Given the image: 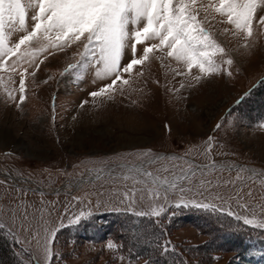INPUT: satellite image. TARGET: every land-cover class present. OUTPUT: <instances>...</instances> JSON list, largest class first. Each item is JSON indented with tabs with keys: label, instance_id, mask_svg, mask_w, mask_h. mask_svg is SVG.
I'll return each mask as SVG.
<instances>
[{
	"label": "rangeland",
	"instance_id": "obj_1",
	"mask_svg": "<svg viewBox=\"0 0 264 264\" xmlns=\"http://www.w3.org/2000/svg\"><path fill=\"white\" fill-rule=\"evenodd\" d=\"M108 212L185 264H264V0H0V225L21 264H144L68 237ZM205 213L243 255L193 250Z\"/></svg>",
	"mask_w": 264,
	"mask_h": 264
},
{
	"label": "trees",
	"instance_id": "obj_2",
	"mask_svg": "<svg viewBox=\"0 0 264 264\" xmlns=\"http://www.w3.org/2000/svg\"><path fill=\"white\" fill-rule=\"evenodd\" d=\"M252 89L249 90V92ZM103 223L94 226H85L83 221L68 226V237L78 240V238H91L92 236L84 234V228H92L101 236L99 228H105L103 234H109L111 229L115 232V240H119L126 248L128 256L145 259L144 264H185L186 259L182 258V252L185 247L178 249L175 246H168L165 241H162L164 226H161L158 221L152 218H144L139 215L108 212L99 217ZM205 218L211 221L207 225L209 239L200 245H196L193 250L201 249L202 251H215L220 249L222 244H229L232 251L240 252L243 255L245 246L239 239L243 237V233H239L233 226H226L217 221L219 218L205 213ZM98 219V218H97ZM99 229V230H98ZM98 240V238H94ZM236 241V242H235ZM15 249L19 251L15 252ZM188 249V248H187ZM23 250L17 247V243L13 241L12 234L0 225V252L5 253L14 264H21ZM30 264H37L32 256H29Z\"/></svg>",
	"mask_w": 264,
	"mask_h": 264
},
{
	"label": "water",
	"instance_id": "obj_3",
	"mask_svg": "<svg viewBox=\"0 0 264 264\" xmlns=\"http://www.w3.org/2000/svg\"><path fill=\"white\" fill-rule=\"evenodd\" d=\"M153 159H150V160H148V161H143L142 163H140V164H145V163H148V162H151ZM137 165H139V164H137Z\"/></svg>",
	"mask_w": 264,
	"mask_h": 264
},
{
	"label": "bare ground",
	"instance_id": "obj_4",
	"mask_svg": "<svg viewBox=\"0 0 264 264\" xmlns=\"http://www.w3.org/2000/svg\"><path fill=\"white\" fill-rule=\"evenodd\" d=\"M139 166V165H138Z\"/></svg>",
	"mask_w": 264,
	"mask_h": 264
}]
</instances>
